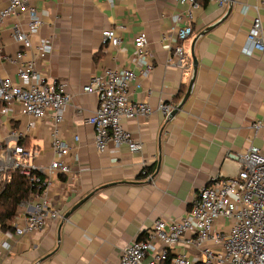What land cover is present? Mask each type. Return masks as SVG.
<instances>
[{
	"label": "crops",
	"instance_id": "0c3cea01",
	"mask_svg": "<svg viewBox=\"0 0 264 264\" xmlns=\"http://www.w3.org/2000/svg\"><path fill=\"white\" fill-rule=\"evenodd\" d=\"M264 0H229L219 7L198 0L191 22L193 33L183 42L186 54L177 65L168 49V36L180 26L172 15L182 7L174 0H33L42 25L32 38L49 42L50 53L38 58L37 67L49 82H63L72 99L61 123L63 138L71 145L67 160L70 172L53 174L49 191L51 204L66 213L86 198L58 226L43 232L16 235L13 227L22 221L25 208L17 205L9 222L0 225V264H117L123 249L145 236L159 217L178 219L185 215L198 189L214 177L237 172L228 152L256 146L264 153V50L243 53L253 5ZM6 0H0V8ZM264 41V8L259 10ZM26 15L20 21L26 22ZM218 23V24H216ZM216 24L194 42L197 69L189 97L182 108L165 118L156 109L164 101L176 106L192 78V40L206 27ZM122 26V28H119ZM116 28L117 46L105 45L101 32ZM144 32L153 71L137 79L129 98L148 103V116L123 119V126L140 141L138 153L109 143L99 152L94 146L93 127L86 119L97 107L93 93L82 92L90 77L107 68H136L132 39ZM24 48L0 31V77L16 78V64L7 60ZM33 49L24 56L32 58ZM26 116L13 105L0 115V138L14 128H24ZM260 123L259 127H255ZM46 121L35 122L22 141L37 149L35 163L52 160L50 131ZM74 136L78 140H74ZM32 196V195H31ZM31 199V197L29 198ZM27 199V200H29ZM32 200V199H31ZM9 244L5 249L1 242ZM186 251L192 264H201L193 248ZM172 255V254H171Z\"/></svg>",
	"mask_w": 264,
	"mask_h": 264
},
{
	"label": "built area",
	"instance_id": "2783aa9c",
	"mask_svg": "<svg viewBox=\"0 0 264 264\" xmlns=\"http://www.w3.org/2000/svg\"><path fill=\"white\" fill-rule=\"evenodd\" d=\"M116 1L107 0L110 4ZM174 1L182 7L172 15L174 23L180 26L168 36V41H174L169 42L168 49L173 52L177 65H182L186 58L183 42L193 33L191 22L199 4L198 0ZM208 1L219 7L229 2ZM260 8H264V1L252 6L255 15L242 49L246 55L264 50ZM22 15L27 17L25 23L20 21ZM41 25L42 19L33 0H6L0 8V31L8 28L10 37L24 48L7 58L17 65V80L0 77V115L17 105L18 113L27 117L22 130L12 128L0 138V191L15 171L26 175L35 189L32 200L19 203L25 210L22 221L13 227L16 235L43 232L62 219L61 210L51 204L49 191L53 174L70 172L67 156L71 145L62 136L61 123L72 95L65 83L49 82L37 67L38 58L46 57L52 49L49 42L38 41L35 45L32 42ZM101 39L110 46L121 42L116 28L103 30ZM132 43L136 68L104 69L93 74L82 87V92L97 97V107L86 123L93 127V143L99 152L109 143L116 148L126 147L130 153L140 152V141L123 126L122 120L145 117L153 112L148 103L129 98L131 86L139 87L137 79L148 77L154 68L146 34H137ZM32 49V58L25 60L24 56ZM174 107L161 101L156 109L168 118ZM39 120L49 125L52 151V160L43 167L34 161L37 149L21 142ZM259 126L260 123H256L255 127ZM73 138L78 140L77 136ZM226 158L236 163L235 175L211 178L198 189L183 217L155 219L143 238L134 239L123 249L117 264H192L186 251L174 252L176 247L195 249L196 259L201 264H264V153L250 146L243 151L228 152ZM1 246L9 248L5 241Z\"/></svg>",
	"mask_w": 264,
	"mask_h": 264
},
{
	"label": "trees",
	"instance_id": "16d2710c",
	"mask_svg": "<svg viewBox=\"0 0 264 264\" xmlns=\"http://www.w3.org/2000/svg\"><path fill=\"white\" fill-rule=\"evenodd\" d=\"M21 142L23 143V141ZM34 191L35 189L30 185L26 175L17 171L11 173L10 180L0 191V225L2 229H11L9 222L15 215L17 205L21 201L29 199Z\"/></svg>",
	"mask_w": 264,
	"mask_h": 264
},
{
	"label": "water",
	"instance_id": "95a60500",
	"mask_svg": "<svg viewBox=\"0 0 264 264\" xmlns=\"http://www.w3.org/2000/svg\"><path fill=\"white\" fill-rule=\"evenodd\" d=\"M218 24V23H216ZM216 24H213V25H210L208 27H206L203 31H201L198 35H196L194 37V39L192 40V44H191V48H190V55H191V58H192V63H193V73H192V78L189 82V85H188V88H187V91L184 95V97L182 98V100L174 107V109L171 111L168 119H170L171 117H173L179 109L182 108L183 104L185 103V101L187 100V98L189 97V94L191 92V88H192V85H193V82H194V77H195V73H196V69H197V59L194 55V51H193V47H194V42L195 40L202 34H204L205 32H207L208 30L212 29ZM93 193H89L86 197H84L83 199H81L80 201H78L75 205H73V207H71V209L69 211H67L66 213H64L63 217H62V220L58 226V229L61 227L63 221L71 214V212L73 210H75L83 201H85L86 198L90 197Z\"/></svg>",
	"mask_w": 264,
	"mask_h": 264
}]
</instances>
